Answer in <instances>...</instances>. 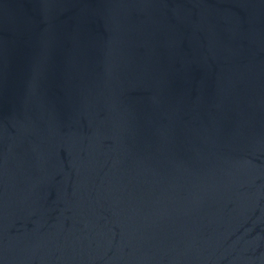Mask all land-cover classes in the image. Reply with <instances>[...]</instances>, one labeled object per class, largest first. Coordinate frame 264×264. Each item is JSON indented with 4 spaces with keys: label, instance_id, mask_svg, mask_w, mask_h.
Returning a JSON list of instances; mask_svg holds the SVG:
<instances>
[{
    "label": "water",
    "instance_id": "obj_1",
    "mask_svg": "<svg viewBox=\"0 0 264 264\" xmlns=\"http://www.w3.org/2000/svg\"><path fill=\"white\" fill-rule=\"evenodd\" d=\"M0 264H264V0H0Z\"/></svg>",
    "mask_w": 264,
    "mask_h": 264
}]
</instances>
